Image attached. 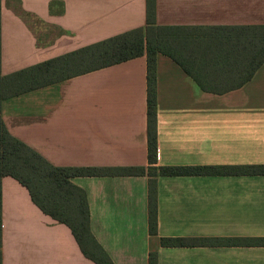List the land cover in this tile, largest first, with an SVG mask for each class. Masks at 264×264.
<instances>
[{"label":"crops","instance_id":"0c3cea01","mask_svg":"<svg viewBox=\"0 0 264 264\" xmlns=\"http://www.w3.org/2000/svg\"><path fill=\"white\" fill-rule=\"evenodd\" d=\"M156 23L179 27L183 66L159 52L157 166L264 165V64L238 89L195 41L206 31L264 25V0H156ZM147 26V0H2L1 74ZM8 131L60 167H150L147 55L2 101ZM145 175L76 177L90 227L114 264H264V175L162 176L158 232ZM4 264H96L71 229L26 187L2 179ZM164 238L173 244L163 245ZM184 243L175 244V240Z\"/></svg>","mask_w":264,"mask_h":264},{"label":"trees","instance_id":"16d2710c","mask_svg":"<svg viewBox=\"0 0 264 264\" xmlns=\"http://www.w3.org/2000/svg\"><path fill=\"white\" fill-rule=\"evenodd\" d=\"M1 14L0 0V264L3 263L2 244V179L11 176L27 188L34 203L54 220L66 224L72 231L83 254L96 264H114L98 243L90 227V209L86 191L76 185V177L149 174V227L158 232L157 179L162 176L196 175H264V165L253 166H157V82L156 58L159 52L169 55L201 84L195 72L183 64L173 45L174 30L179 27L159 26L156 23V0H147V26L136 28L100 42L48 59L13 73L1 74ZM205 56L217 63L225 58L223 75L234 78L222 85L217 93L241 88L264 64V25L236 27L228 32L221 29L206 31L205 39L195 41ZM148 61V158L150 167H60L53 165L38 151L13 136L2 118V101L59 83L101 68L122 63L143 55ZM264 243V238L260 240ZM163 245L173 244L164 238ZM184 241L175 240V244ZM150 264H157L152 253Z\"/></svg>","mask_w":264,"mask_h":264}]
</instances>
